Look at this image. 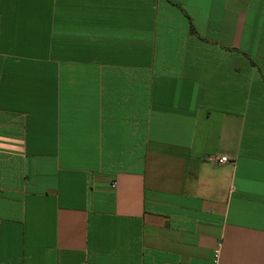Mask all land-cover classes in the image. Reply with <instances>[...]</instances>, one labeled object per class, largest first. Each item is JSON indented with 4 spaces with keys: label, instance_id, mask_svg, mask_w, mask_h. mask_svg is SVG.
Returning <instances> with one entry per match:
<instances>
[{
    "label": "crops",
    "instance_id": "0c3cea01",
    "mask_svg": "<svg viewBox=\"0 0 264 264\" xmlns=\"http://www.w3.org/2000/svg\"><path fill=\"white\" fill-rule=\"evenodd\" d=\"M0 264H264V0H0Z\"/></svg>",
    "mask_w": 264,
    "mask_h": 264
},
{
    "label": "built area",
    "instance_id": "2783aa9c",
    "mask_svg": "<svg viewBox=\"0 0 264 264\" xmlns=\"http://www.w3.org/2000/svg\"><path fill=\"white\" fill-rule=\"evenodd\" d=\"M208 160L212 163H221V164H225L230 161L228 157H210Z\"/></svg>",
    "mask_w": 264,
    "mask_h": 264
}]
</instances>
